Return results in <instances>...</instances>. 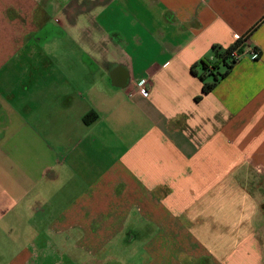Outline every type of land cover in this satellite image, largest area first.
Listing matches in <instances>:
<instances>
[{
    "label": "crops",
    "instance_id": "obj_1",
    "mask_svg": "<svg viewBox=\"0 0 264 264\" xmlns=\"http://www.w3.org/2000/svg\"><path fill=\"white\" fill-rule=\"evenodd\" d=\"M94 2L0 0V264H264V0Z\"/></svg>",
    "mask_w": 264,
    "mask_h": 264
},
{
    "label": "trees",
    "instance_id": "obj_2",
    "mask_svg": "<svg viewBox=\"0 0 264 264\" xmlns=\"http://www.w3.org/2000/svg\"><path fill=\"white\" fill-rule=\"evenodd\" d=\"M248 38L249 34L243 36V39L237 40L231 48L224 52H218L215 50V62L210 63L202 61L200 64L192 68V74L199 77L203 83L202 96L210 93L222 79L227 77L234 65L239 61L236 60L232 54L236 50H238L239 53H242ZM196 67H199L200 73L196 70ZM202 96L198 97L196 100L199 101L202 99ZM95 117V115L89 114L84 118V121L85 123H90Z\"/></svg>",
    "mask_w": 264,
    "mask_h": 264
},
{
    "label": "rangeland",
    "instance_id": "obj_3",
    "mask_svg": "<svg viewBox=\"0 0 264 264\" xmlns=\"http://www.w3.org/2000/svg\"><path fill=\"white\" fill-rule=\"evenodd\" d=\"M88 9H90V11L88 13H91L94 15V19L97 18V15H98V6L97 4L96 5H91L87 7ZM94 11V12H93ZM49 15H51L49 13ZM54 15V14H52ZM55 19L54 20H50L48 23V25L44 26L43 28V34H63L62 31H61V28L55 23ZM82 21V19L80 20V22ZM64 26H66V24H64ZM87 26V25H86ZM89 27V26H88ZM66 28V27H65ZM78 32L76 31L74 34H77ZM139 247L135 246L134 244L133 245H127L125 247H119L118 249H116V252H115V260L112 261V263H107L106 264H123L122 262L124 260H126L127 258L129 259L130 257H134L136 254H137V251H138ZM87 253H85L86 255ZM88 256L86 255V258ZM85 258V257H84Z\"/></svg>",
    "mask_w": 264,
    "mask_h": 264
},
{
    "label": "flooded vegetation",
    "instance_id": "obj_4",
    "mask_svg": "<svg viewBox=\"0 0 264 264\" xmlns=\"http://www.w3.org/2000/svg\"><path fill=\"white\" fill-rule=\"evenodd\" d=\"M62 1H63V3L61 4V8H60L61 11L63 13L64 12H67V13L71 12V14L73 13L72 12L73 9H75L77 12L82 11L85 7H88L89 3H90V0H79L80 1L79 3H76L75 2L76 0H62Z\"/></svg>",
    "mask_w": 264,
    "mask_h": 264
},
{
    "label": "built area",
    "instance_id": "obj_5",
    "mask_svg": "<svg viewBox=\"0 0 264 264\" xmlns=\"http://www.w3.org/2000/svg\"><path fill=\"white\" fill-rule=\"evenodd\" d=\"M241 39H243V36L236 35V41L237 40H241ZM247 51L249 53H251L254 57H258L259 56V52L256 49H254V48H247ZM242 55H243V52L239 53L238 50L234 51V53L232 54V56L236 60H240ZM138 86L140 88L141 94H143L144 96H147L149 94V89L147 87L146 80L141 81Z\"/></svg>",
    "mask_w": 264,
    "mask_h": 264
}]
</instances>
